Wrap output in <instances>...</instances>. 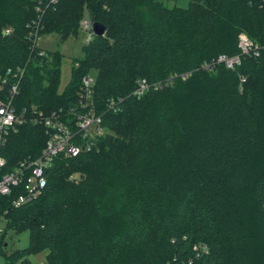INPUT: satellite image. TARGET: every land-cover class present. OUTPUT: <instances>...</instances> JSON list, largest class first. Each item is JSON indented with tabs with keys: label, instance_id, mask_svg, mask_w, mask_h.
I'll return each mask as SVG.
<instances>
[{
	"label": "trees",
	"instance_id": "16d2710c",
	"mask_svg": "<svg viewBox=\"0 0 264 264\" xmlns=\"http://www.w3.org/2000/svg\"><path fill=\"white\" fill-rule=\"evenodd\" d=\"M39 1L0 0V77L26 67L18 107L49 112L74 102L82 77L97 69L108 132L98 150L58 157L28 203L14 204L22 187L0 195V247L9 229L29 233L27 247L0 250L5 264H35L28 257L44 250L47 264H264V0H189L186 8L58 0L40 34L76 33L85 8L105 27L74 60L62 92L60 53L31 49ZM241 32L263 45L260 57L234 71L203 68L236 54ZM139 79L161 86L137 98ZM46 139L41 126L11 132L1 150L7 169L36 157Z\"/></svg>",
	"mask_w": 264,
	"mask_h": 264
},
{
	"label": "built area",
	"instance_id": "2783aa9c",
	"mask_svg": "<svg viewBox=\"0 0 264 264\" xmlns=\"http://www.w3.org/2000/svg\"><path fill=\"white\" fill-rule=\"evenodd\" d=\"M57 2L58 0H40L36 8L37 18L30 25L31 49L32 51L38 49L39 57L46 56L44 50L37 48L36 42L42 29V17L45 11ZM80 27L86 31L85 43L89 44L95 37V33L88 12L81 19ZM4 32L10 34L11 29H5ZM237 48L236 54H221L212 63H205L203 68L211 70L214 65L221 64L234 71L242 65L245 58H258L263 51V45L254 41L245 32L239 33ZM25 73L26 67L17 66L7 69L0 77V195H9L14 188L22 187L24 194L15 199L16 206L28 203L42 193L47 184L46 173L58 157L76 158L81 154L98 150L100 139L108 132L104 126L103 115L99 113L95 101V79L88 75L83 76L74 102L46 112L35 105L18 107L17 98ZM239 78L241 83L246 80L242 75ZM160 86L158 83L139 79L131 94L140 98ZM107 108L118 112L120 101L108 100ZM24 125L43 127L47 137L45 145L36 157L25 158L12 170H8L7 160L1 154L2 147L8 135ZM32 182L34 186H31Z\"/></svg>",
	"mask_w": 264,
	"mask_h": 264
},
{
	"label": "rangeland",
	"instance_id": "374dc122",
	"mask_svg": "<svg viewBox=\"0 0 264 264\" xmlns=\"http://www.w3.org/2000/svg\"><path fill=\"white\" fill-rule=\"evenodd\" d=\"M169 7H181L186 8L189 4V0H160ZM87 14V8L83 11V17ZM86 31L82 30L79 26L76 33H71L63 40L60 39L58 32L41 33L37 38V48L44 50L45 52H59L61 55L60 63V83L59 91L62 92L69 85L72 79V67L74 60L84 57V46ZM87 75L93 79H97L98 71L95 68H90L87 71ZM74 177H78L75 175ZM34 186V182L31 183ZM6 228L5 220L0 222V239ZM29 242V233L22 231L16 233L14 230L9 229L2 240L0 250L10 255L13 250L23 249L27 247ZM48 250L32 254L28 258L35 264H47ZM6 258L3 254H0V264H5Z\"/></svg>",
	"mask_w": 264,
	"mask_h": 264
},
{
	"label": "water",
	"instance_id": "95a60500",
	"mask_svg": "<svg viewBox=\"0 0 264 264\" xmlns=\"http://www.w3.org/2000/svg\"><path fill=\"white\" fill-rule=\"evenodd\" d=\"M94 33L96 36H103L105 33V27H103L101 24H95L94 25Z\"/></svg>",
	"mask_w": 264,
	"mask_h": 264
}]
</instances>
